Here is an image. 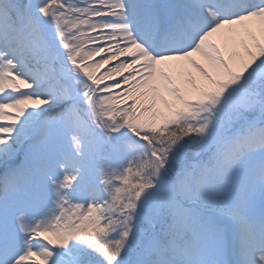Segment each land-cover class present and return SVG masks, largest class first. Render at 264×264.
Returning a JSON list of instances; mask_svg holds the SVG:
<instances>
[{"label": "snow or ice", "instance_id": "6c2138e0", "mask_svg": "<svg viewBox=\"0 0 264 264\" xmlns=\"http://www.w3.org/2000/svg\"><path fill=\"white\" fill-rule=\"evenodd\" d=\"M0 264H264V0H0Z\"/></svg>", "mask_w": 264, "mask_h": 264}]
</instances>
